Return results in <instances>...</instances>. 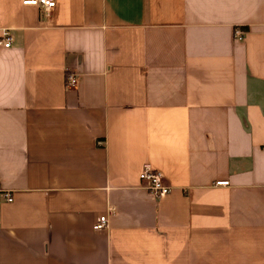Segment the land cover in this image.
Listing matches in <instances>:
<instances>
[{
	"label": "crops",
	"instance_id": "obj_1",
	"mask_svg": "<svg viewBox=\"0 0 264 264\" xmlns=\"http://www.w3.org/2000/svg\"><path fill=\"white\" fill-rule=\"evenodd\" d=\"M5 30L0 264H264V0H0Z\"/></svg>",
	"mask_w": 264,
	"mask_h": 264
},
{
	"label": "built area",
	"instance_id": "obj_2",
	"mask_svg": "<svg viewBox=\"0 0 264 264\" xmlns=\"http://www.w3.org/2000/svg\"><path fill=\"white\" fill-rule=\"evenodd\" d=\"M24 4H33L41 7L47 14L56 6V0H22ZM236 36L239 39L244 37V32L237 30ZM13 37L9 30H5L0 37V43L5 46H10L12 43ZM78 84V73L76 71H68L66 75V85L68 87H75ZM140 178L144 182L146 188L152 191L156 196H163L168 194L172 190V185L169 184L164 174L152 166L150 163H145L143 169L140 173ZM220 184L229 183L228 180L218 181ZM14 200V192L12 189L4 186L0 178V204L4 202H11ZM109 212L115 211V206L109 205ZM109 217L108 213H104L98 216L95 223L96 229H104L108 226Z\"/></svg>",
	"mask_w": 264,
	"mask_h": 264
}]
</instances>
